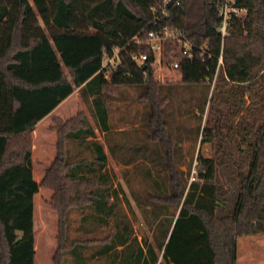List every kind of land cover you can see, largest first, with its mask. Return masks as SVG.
<instances>
[{
	"label": "trees",
	"instance_id": "16d2710c",
	"mask_svg": "<svg viewBox=\"0 0 264 264\" xmlns=\"http://www.w3.org/2000/svg\"><path fill=\"white\" fill-rule=\"evenodd\" d=\"M222 1L181 0L167 8L168 17H158L152 7L162 11L163 0H147L139 11L130 0H0V264H36L39 183L33 170V128L80 88L93 97L96 124L111 132L110 84L146 86L150 139L162 145L166 159L160 169L164 180H153L157 192L140 205L152 204L160 236L156 244L133 236L129 196L121 185L114 188L104 143L84 119L65 134V141L88 147L93 159L71 161L68 151L61 153L45 181L63 171L65 181L95 183L80 202L65 201L59 185V200L66 202L58 206L63 220L66 208L76 206L85 214L84 224L110 225L114 216L116 228L105 241L64 243L63 256L71 255L73 264H237L238 238L264 234V0H231L247 14L233 19L224 42ZM166 26L206 52L189 58L177 43L165 51L169 65L179 62L183 84L202 85L206 100L211 91L190 181L175 160L166 120L169 98L155 101L162 88L154 81L155 53L146 42L133 40H145L150 30ZM116 50L120 63L104 65ZM222 51L224 63L217 72ZM134 53H148L149 60L139 64ZM208 79H215L213 89Z\"/></svg>",
	"mask_w": 264,
	"mask_h": 264
},
{
	"label": "rangeland",
	"instance_id": "374dc122",
	"mask_svg": "<svg viewBox=\"0 0 264 264\" xmlns=\"http://www.w3.org/2000/svg\"><path fill=\"white\" fill-rule=\"evenodd\" d=\"M130 1L137 11L147 3V0ZM153 66L154 81L162 87L155 101L161 103V97L169 98L165 108L166 120L174 141L175 160L187 172L190 181L196 173L195 162L201 148L199 128L205 122L211 91H208L209 96L206 100L207 91L202 85L183 84L181 72L172 69L171 66L166 67L157 62ZM66 73H69L67 69ZM106 91L111 132H103L96 124L93 97L84 96L80 88L33 128L31 133L33 170L34 177L39 183L34 211L36 264H73L71 255L63 256L64 243L69 246L74 239L105 241L114 234L116 228L114 216L110 218V225L84 224L85 214L76 206L66 208L67 220L66 222L63 220L59 207L65 206L67 200L75 199L80 202L84 194L96 186L95 183L65 181L62 179L63 171L59 172L61 176L50 175V182L45 181L48 169L59 163L58 157L61 153L65 156L68 151L71 161L93 159L88 147L78 146L71 139L65 141V134L80 127L84 119L95 128L97 139L104 143L108 155L107 168L113 177L114 188L121 185L129 196L131 205L130 209L126 210L133 225V236H138L139 239L148 237L154 244L160 236L157 218L154 212H150L154 210L152 204L140 205L141 202L147 201L144 197L150 192H157L153 180H164L165 173L160 169L166 159L162 145L150 139L153 133L150 124L152 107L151 102L143 96L146 86L110 84ZM150 93L151 91L147 94L156 97ZM147 94L146 96H149ZM202 109H205L204 114ZM204 149L206 156L211 155L210 146L206 145ZM145 155L152 160H145ZM60 184L66 191L65 201L59 200L57 188ZM89 250L93 251L94 248ZM237 253V264H264V234L238 238Z\"/></svg>",
	"mask_w": 264,
	"mask_h": 264
},
{
	"label": "built area",
	"instance_id": "2783aa9c",
	"mask_svg": "<svg viewBox=\"0 0 264 264\" xmlns=\"http://www.w3.org/2000/svg\"><path fill=\"white\" fill-rule=\"evenodd\" d=\"M180 3L181 0H163V4L161 5V7L163 8L162 11L158 12V9L155 6L152 7V10L156 13L158 17H159V13H161L162 15L164 14L165 17H168L169 13L167 11V8L172 4L177 6ZM246 14H247V9L235 5L234 2H232L231 0L222 1V3L220 4V11H219V16L221 18V24L219 30L221 31L223 42L228 33V28L231 22L233 21V19L235 17H244ZM157 16L155 17V20L158 19ZM133 40H135L138 43L144 41L152 48V50L155 53V60L153 61L152 66L157 62L159 65H165L166 67L171 66L172 69L174 70H178L180 66L178 61L172 62L169 65L168 59L165 57L166 46L168 44L177 43L179 46V51L183 55L188 56L189 58H195L198 56L202 57L206 53L203 47L194 45V43L186 39V37L179 30L171 29L169 28V26L164 27L160 31L150 30L145 40H143L139 36L135 37ZM118 51L119 50H116L114 56L112 57L109 56L105 57L104 65H107L109 63L113 65L119 64L120 58L118 55ZM132 58L135 61H137L139 64H146V61L149 60V54L134 53L132 55ZM223 63H224V56L222 51L218 58L217 72L220 66L223 65ZM207 81L212 82V89H213L215 84V79L212 81L208 79ZM192 179H194V177H192Z\"/></svg>",
	"mask_w": 264,
	"mask_h": 264
},
{
	"label": "crops",
	"instance_id": "0c3cea01",
	"mask_svg": "<svg viewBox=\"0 0 264 264\" xmlns=\"http://www.w3.org/2000/svg\"><path fill=\"white\" fill-rule=\"evenodd\" d=\"M55 111V110H54ZM84 216V215H83Z\"/></svg>",
	"mask_w": 264,
	"mask_h": 264
},
{
	"label": "water",
	"instance_id": "95a60500",
	"mask_svg": "<svg viewBox=\"0 0 264 264\" xmlns=\"http://www.w3.org/2000/svg\"><path fill=\"white\" fill-rule=\"evenodd\" d=\"M145 65V64H144Z\"/></svg>",
	"mask_w": 264,
	"mask_h": 264
}]
</instances>
